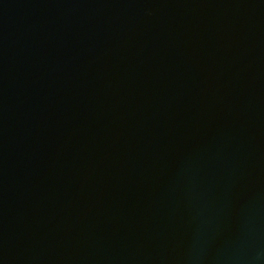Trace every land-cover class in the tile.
Returning a JSON list of instances; mask_svg holds the SVG:
<instances>
[{
    "label": "water",
    "instance_id": "obj_1",
    "mask_svg": "<svg viewBox=\"0 0 264 264\" xmlns=\"http://www.w3.org/2000/svg\"><path fill=\"white\" fill-rule=\"evenodd\" d=\"M0 264H264V0H0Z\"/></svg>",
    "mask_w": 264,
    "mask_h": 264
}]
</instances>
